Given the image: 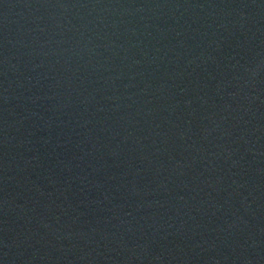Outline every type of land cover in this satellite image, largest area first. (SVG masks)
<instances>
[{"label": "water", "instance_id": "95a60500", "mask_svg": "<svg viewBox=\"0 0 264 264\" xmlns=\"http://www.w3.org/2000/svg\"><path fill=\"white\" fill-rule=\"evenodd\" d=\"M93 264H264V0H49Z\"/></svg>", "mask_w": 264, "mask_h": 264}]
</instances>
